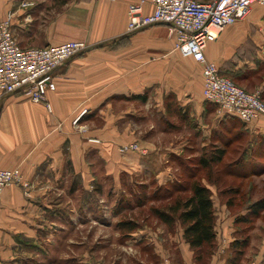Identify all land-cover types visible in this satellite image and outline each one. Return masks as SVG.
Returning a JSON list of instances; mask_svg holds the SVG:
<instances>
[{"label":"crops","instance_id":"obj_1","mask_svg":"<svg viewBox=\"0 0 264 264\" xmlns=\"http://www.w3.org/2000/svg\"><path fill=\"white\" fill-rule=\"evenodd\" d=\"M25 1L0 0V21L13 15L20 47L80 41L88 47L53 72L55 89L45 102L0 92V168H19L31 185L3 192L0 264H229L237 251L227 233L233 218L224 220L226 227L218 218L213 252L196 258L181 226L175 232L165 224L140 225L114 235L117 216L108 197L81 192V185L105 182L98 180V166L110 176L126 171L142 182L166 183L175 178L166 165L174 154L208 147L205 122L215 108L203 97L201 65L176 50L172 27L154 24L130 32L129 6L142 0H30L35 7L24 9ZM144 1V13H151ZM263 53L259 5L205 51L222 73L242 78ZM261 131L264 125L256 130ZM163 135L176 139L163 144ZM132 142L147 152H120Z\"/></svg>","mask_w":264,"mask_h":264},{"label":"rangeland","instance_id":"obj_2","mask_svg":"<svg viewBox=\"0 0 264 264\" xmlns=\"http://www.w3.org/2000/svg\"><path fill=\"white\" fill-rule=\"evenodd\" d=\"M63 1H65L63 3H66L70 0ZM22 7L29 9L35 7V3L30 0L25 1ZM257 60L260 62L256 63ZM252 66L255 70L251 71L247 68L246 71H251V74L245 78L234 72L224 74L239 88L258 95L264 104V53L255 58ZM210 104L214 105L215 110H213L214 116L205 122L209 129L208 147L202 152L198 149L191 152H182L177 154L178 156L174 154V159L166 164L167 166L171 165L172 168H169L175 176L174 179L180 181H176L175 184H171L170 181L157 183L154 182V179L142 182L141 177L136 178L134 177L135 174L132 175L126 171L114 173L111 176L107 175L104 168L98 166L95 169L98 180H105V182L94 185H81V192L91 191L98 194H95L96 197H108L109 207L112 206L114 211L113 218L117 216L114 226H117V223L122 219L134 217L138 219L139 224L143 227L156 228L163 223L152 212V207L164 208L177 197L189 195L191 183L200 180L211 190L216 221L220 218L223 224L224 220L227 223L233 218V225L231 228L230 226L227 228L228 236H231L232 240H246L247 244L236 264H263L264 211L260 213V216L254 217L250 215L249 207L259 200H264V131H261L262 133L256 132L259 127L264 125L260 123L264 117L260 116L257 119L243 121L237 117L227 115L217 105ZM215 117L223 121L215 122V124L213 120ZM176 123V127H179V122ZM177 130L180 131L182 128ZM215 130L217 132L213 133ZM162 139L163 144H165L174 141L176 137L163 135ZM125 146L136 147V150L128 152H147L138 142L121 146L120 152ZM218 151H223L222 159L220 162L212 163L210 159L216 156L215 153H219ZM203 158L211 161L209 168L202 164L201 159ZM30 186L28 183L27 189ZM142 199L145 200L143 203H141ZM94 203H97V201H94ZM237 216L244 217L247 220L236 222ZM226 223L223 224L225 227L228 225ZM179 227L180 225L177 223L171 229L178 232L180 231ZM120 233L122 232L117 227L113 231L114 235ZM204 251L207 253L211 250H209V247H205Z\"/></svg>","mask_w":264,"mask_h":264},{"label":"built area","instance_id":"obj_3","mask_svg":"<svg viewBox=\"0 0 264 264\" xmlns=\"http://www.w3.org/2000/svg\"><path fill=\"white\" fill-rule=\"evenodd\" d=\"M144 3L142 0L129 6L130 32L154 24L170 25L176 39V50L192 57L202 67L205 101L243 121L264 117V104L260 97L222 76L218 66L205 55L209 42L217 39L226 27L245 20L255 5L264 6V0H214L209 3L149 0L153 10L148 14L144 13ZM87 47L80 41L45 48H22L14 36L12 15H9L0 21V92L18 93L34 103L45 102L47 93L55 89L53 72ZM133 150H136L135 146L122 148L124 153ZM9 186L28 188L19 169H0V201L4 189Z\"/></svg>","mask_w":264,"mask_h":264},{"label":"trees","instance_id":"obj_4","mask_svg":"<svg viewBox=\"0 0 264 264\" xmlns=\"http://www.w3.org/2000/svg\"><path fill=\"white\" fill-rule=\"evenodd\" d=\"M222 76L226 75L220 71ZM215 153L216 156L211 157L212 163L220 162L223 151ZM202 164L209 168L211 161L201 159ZM178 179L171 180V184H175ZM190 194L184 197H177L173 202L166 205L164 208L152 207V212L165 225L173 228L175 224H180L183 229V237L195 251L196 258H203V254L209 256L213 251L216 243V214L212 193L208 186L204 185L200 180H196L190 185ZM165 195V194H164ZM148 197V195H147ZM143 200V199H142ZM143 200L141 203H143ZM264 211V200H259L249 207L250 215L254 217L260 216ZM247 219L237 216L236 222H243ZM140 227L138 219L125 218L117 223V228L122 233H132ZM128 234H124L127 238ZM246 240L236 239L233 242V247L237 249L232 255L229 264H236L243 253V248L246 246ZM209 247V252L205 253L204 248Z\"/></svg>","mask_w":264,"mask_h":264}]
</instances>
